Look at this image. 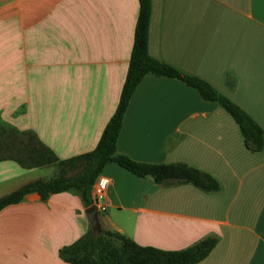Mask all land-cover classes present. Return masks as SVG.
<instances>
[{"label":"crops","instance_id":"0c3cea01","mask_svg":"<svg viewBox=\"0 0 264 264\" xmlns=\"http://www.w3.org/2000/svg\"><path fill=\"white\" fill-rule=\"evenodd\" d=\"M138 6L0 0V112H16L6 123L32 130L58 159L93 149L118 102ZM148 51L207 80L264 131V0H151ZM116 148L141 161L187 162L221 187L158 184L108 162L99 174L109 178L103 228L169 249L214 235L213 249L193 264H264V146L249 150L217 102L176 78L147 73L130 98ZM59 171L57 163L1 159L0 196ZM84 209L75 189L44 199L33 191L6 205L0 264H72L58 249L85 232Z\"/></svg>","mask_w":264,"mask_h":264},{"label":"trees","instance_id":"16d2710c","mask_svg":"<svg viewBox=\"0 0 264 264\" xmlns=\"http://www.w3.org/2000/svg\"><path fill=\"white\" fill-rule=\"evenodd\" d=\"M138 15L133 33L127 71L118 102L103 127L95 147L89 151L58 159L32 130H20L9 124L7 135L0 137V160L12 158L24 166L57 163L60 171L48 179H35L0 196V209L19 202L26 193L37 192L42 199L51 193L77 190L86 207L92 204L91 190L104 165L114 162L137 176H150L158 184L190 183L205 191L220 189V181L208 171L187 162H148L117 151L116 141L130 98L147 73L176 78L196 89L206 100L217 102L238 124L247 148L253 152L264 146L262 127L237 103L219 92L207 80L180 70L152 56L148 51V25L151 0H138ZM16 134H26L20 138ZM71 171V173H67ZM110 237L118 244L112 243ZM217 236L207 235L179 249L141 245L125 234L103 228L93 233L88 224L85 232L58 249V256L72 264H193L203 260L217 243Z\"/></svg>","mask_w":264,"mask_h":264},{"label":"built area","instance_id":"2783aa9c","mask_svg":"<svg viewBox=\"0 0 264 264\" xmlns=\"http://www.w3.org/2000/svg\"><path fill=\"white\" fill-rule=\"evenodd\" d=\"M109 184V178L105 175H99L92 185L91 197L92 204H96L98 211H105L106 204L103 202V194Z\"/></svg>","mask_w":264,"mask_h":264},{"label":"water","instance_id":"95a60500","mask_svg":"<svg viewBox=\"0 0 264 264\" xmlns=\"http://www.w3.org/2000/svg\"><path fill=\"white\" fill-rule=\"evenodd\" d=\"M85 213L87 216V220L90 224L91 230L93 233H99L103 229L101 222H100V215L101 212L98 211L96 204H90L85 207Z\"/></svg>","mask_w":264,"mask_h":264},{"label":"rangeland","instance_id":"374dc122","mask_svg":"<svg viewBox=\"0 0 264 264\" xmlns=\"http://www.w3.org/2000/svg\"><path fill=\"white\" fill-rule=\"evenodd\" d=\"M47 88V87H46ZM44 91H45V88H44ZM17 111L19 110V107H17V109H16ZM1 115H2V113L0 112V137H3V136H5V135H7V133L4 131V128H7V127H9V123H6V121L7 120H9V119H12V116H15L16 115V112L15 113H13V114H11L9 117H7V115H5V114H3L4 116H2L1 117ZM7 119V120H6ZM5 120V121H4ZM16 136H18V137H20V138H26V137H28V135H26V134H16ZM43 170H45V169H40V171H39V173H41ZM106 211V210H105ZM105 211H101V213H104ZM88 224H89V222H88ZM112 243H115V244H118V241L116 240V239H114V238H112V237H110V239H109ZM155 243V242H154ZM145 245H152V244H145ZM153 246H155V245H153ZM157 247V246H156ZM159 247V246H158ZM159 248H163V249H169V248H164V247H159ZM176 249H178V248H176Z\"/></svg>","mask_w":264,"mask_h":264}]
</instances>
